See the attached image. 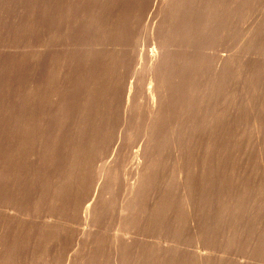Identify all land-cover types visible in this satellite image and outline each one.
Segmentation results:
<instances>
[{"label":"rangeland","instance_id":"obj_1","mask_svg":"<svg viewBox=\"0 0 264 264\" xmlns=\"http://www.w3.org/2000/svg\"><path fill=\"white\" fill-rule=\"evenodd\" d=\"M95 1L96 0L92 1V4ZM148 1L146 0L140 6L139 9L137 8L138 6L136 4L137 7L135 6V9L137 11L135 10L134 14H132L134 9L132 8L133 9L132 10L131 5L129 4L127 5V9H124L123 7V11L121 10L118 12L116 9H114L116 11H111L110 12L111 15L109 14V21L114 17L115 12L117 14L119 13L118 15L120 16L123 12H125L124 10H126L125 13L127 14L128 17L126 15L125 16L128 19L134 15L132 19L130 18L132 24L130 20L127 19L128 20L127 27L129 28L130 26L132 28L131 25H133L132 29H134V34L131 40L130 49L132 51L131 55H136L137 58L135 60L133 59V61H131L128 64L127 69L124 71V73H121L120 75L116 73L114 74L115 78H113L111 87L113 91L116 90L119 91V93L117 95L115 103L109 109V113L107 107L106 109L107 121L104 125L101 126L102 133L101 134L98 133L97 139L92 144V148L90 150L91 152H89L90 153L89 179L87 184L81 190H79L80 192L78 193H75L76 191H78L77 189L78 186H76L77 183H75L74 186L68 187L67 188L68 190H65L66 194L67 193L68 194L67 196L63 197L64 201L66 199L68 200H66V202H64L63 204L60 203L56 204L55 201L52 202L51 199V197L53 196L51 195L52 191L54 190V188L56 189V187L59 186V184H62L60 179L62 180L63 176L64 178H66L65 177L66 175L64 174L68 162L71 161L70 159L75 158L74 154H73L74 157H72V155H67V150H68L67 147L69 141L68 138L75 131V129H73V126L76 122L75 104L72 105V107L70 106L68 110L64 109L63 111L56 114L55 115L56 117L53 116L48 126L49 129L47 128L46 138L52 143L54 142V145H56L55 148H58L57 151L54 148V152L58 156L54 154L55 156L52 157V160L49 159L47 151L45 149V145L43 143L40 144L41 156L39 160L40 168L38 173L39 189H37V191H40V195L39 197L37 195L38 197L37 202L34 205H31V203H29L31 202L32 197L34 196L36 190V186L34 185V183L32 184V182H34V175L32 173L33 171H31L32 168L30 170V168L26 165L27 169L25 168L26 167L25 166L23 168L24 171L22 170V172L20 173L21 175L23 174L22 177L18 172L16 174H19L18 175L19 177L17 175H13L15 177L12 176V178H15V181L11 178L12 181H10L7 184L8 189L6 188V190L8 191L10 188V191H12L13 193L11 194L10 191H8L9 193H7L5 190V192L7 193L6 196L7 203L6 204L4 203V205H2L0 202V205L4 207V208L0 207V218L2 217L1 219H4L5 221H7V219L12 218L11 221L8 220L12 224L10 223L9 225L8 224L9 222L7 221L6 225L7 227L9 226L8 227L9 229L3 226V229L4 228L5 229L4 231H2L3 234L2 238L5 234H7L5 235L6 238L8 237V235L9 237L11 235V237L13 238L11 240L10 237L9 241L11 243L14 242L16 246L17 243L15 240H17V242L19 240L21 241H19L20 244L18 242L17 247L15 245L13 247L12 246L13 244L11 243L8 244L9 243L8 240L5 241L6 238L2 239L1 244L3 243L5 244L2 245V247L4 246L3 249L7 245V247L4 250L2 249V247L0 249V253H2L0 254L1 255L0 258L2 259V255H3L2 260L4 264H7L6 263L7 260L11 262V263L9 262L10 264H115L113 257L115 256L114 254L118 244H120L121 242L125 243V248L123 249V255L121 258V264H196L199 263L200 258L203 257V255L205 257H203V259L201 258V264H224L225 262H229V261H231L230 262L231 264H237L242 259L241 256L247 252L248 254H245L246 258H243L242 261H244V259L246 261L248 257L247 255H249L248 259L251 261L253 258H251V254L249 253H252V257L253 255L255 256L254 257L255 261L258 259L257 260L258 263L253 260L254 261L253 264L254 263L264 264V243L263 241L259 245L258 244L256 245L255 243V241L256 240L258 241V239L260 238V236L257 235L261 234L262 235L261 237H264V226L262 225L264 224V222L260 221L259 223L262 224H259L257 222L259 220L257 221L255 220L256 222L251 221L253 217L258 219L259 217L257 216L260 215L262 217L260 216L261 218L259 219H264L263 218L264 213L261 212L264 209H261L260 206L258 205L261 204V207L264 208V205H262L264 204V202L260 201V200L264 201L263 198L264 187L261 178V172H264V31H263L264 30V0H243V2L245 1L244 5L240 4L242 0L240 1L236 0V2L238 1L239 5L237 6L236 5L237 3L235 4V1L233 3L234 6L236 5L237 7H233V5H229L232 3L231 0H229L231 3L228 0H222L226 2V3L222 2L223 3L221 4L222 7L220 6L221 9L223 8V10L221 11L223 17L220 14L221 9H218L216 7V9L219 11V12L217 11L218 13H216L218 16H215V13H213L212 22L213 23L214 21L217 22L216 24L214 23L215 25L212 22L210 23L205 34L207 36L204 35L201 42L198 44L199 49L197 48L196 49L197 51L195 52L196 56L198 55L197 57H201V59H205L206 64L202 62V64H199L200 66L198 65V67L196 68L197 69L196 74L198 71V75H199L197 78L198 81L195 80L197 77L195 75L192 78L195 82L191 80L190 83H192V81L193 83H195V85L199 83L198 85H200L201 87H199L198 85L195 86L192 83L194 85V88L196 89V91H194V88H192L193 85L191 84L192 86L191 89H193V91H190L189 98H186L187 101L189 100L187 102L188 105L185 104V109H187L186 113L185 110H182L172 118L171 121L172 129L170 128V131L168 129L167 124L162 125L165 128L161 126L160 129L162 130L166 129V130L163 131L164 133L161 132V135L157 136V138L159 136L161 137V139L158 138L157 140L158 142L157 146L160 148V149L158 147L156 148L157 149L156 156L158 157H156L157 159L155 160L156 161L155 164L157 167L153 166L154 169H151L152 171L151 178L152 177L153 178L149 183L145 196L138 203L139 205L137 206V211H136L137 212L136 223L124 229L125 231L119 228V226L121 227L122 225L119 224L118 221V217H119L118 206L122 202L121 200L123 199L125 200L126 198L127 195L126 185L132 182L135 177L134 170L133 168H131L134 165V163H132L133 159H131L132 161H129L128 156L131 154L132 157L135 149L138 150V148L141 147L142 144L145 143V141H147L150 136L149 133L143 131L146 128L144 125L147 126L146 124L147 117L144 115L147 110L146 106L144 105L145 102L140 100V97L135 102L136 104L140 105V112L139 109H135V110L132 109L130 111L128 110L127 114H124V108H123L124 107L123 104H125L127 100V96H128L127 94L134 95L135 92L133 91L135 90L141 93V91H143V89L145 90L147 87V82L145 81L148 79L146 78V80L143 81L145 85H142L141 84L142 80L140 81L141 77L139 76L143 75L142 72L144 70V67L146 66V60L144 61L143 56L147 54L149 51H151V48L154 45L152 40L150 39L149 33H151L152 31V27L156 25V23L154 24V22L158 23L159 20L158 18H160L159 17L160 13L157 16L159 12V10L157 9L158 8L157 5H159L158 3L161 0H152V1L148 0ZM144 4L146 6H144ZM225 4L228 5L230 9L227 10V8L229 7H227ZM240 5L242 6L240 7ZM152 7L155 9H152ZM225 8L227 11L226 10L224 11ZM237 8L241 10V12L239 11L237 12ZM151 9L152 11H150ZM231 9L232 12L234 11L239 14L237 15L234 12L231 13L230 12ZM233 9H235L236 11ZM130 10L132 11V13ZM214 11L216 12L215 9ZM228 11L230 12L229 14L227 13ZM231 14L232 16L234 14L233 17L235 18H231L232 17ZM214 16L216 18L220 17V19L218 18L219 20L218 19L216 20ZM222 18L224 20H227L225 21L227 26L228 24L229 26L231 25L230 27H228L227 30H225V28L222 29L225 26L224 20ZM226 18L230 19V23L229 20ZM232 19L234 20V22H232L233 21ZM220 20L224 23L222 24L224 26H221L222 22H219ZM217 23H218L217 26L218 28L217 27L214 28V26H216ZM31 24H32L31 0H0V96L2 89L5 88L4 90L8 91L7 96L9 97L10 91H12V89L14 88L15 96L13 98V102L17 101L15 105L18 104V108L14 112V115L12 117V121H13L11 123L12 125L10 124L11 126L9 127V130H11L9 131V136H7L0 144V148L2 147L0 150V161H1L0 167L2 171L10 169V166L12 164H9V161L13 163L14 162L13 159H15L14 157H16L15 156L16 152L17 151L20 152L21 151L20 148L22 149L21 143L23 141L21 142V137L23 136L22 138H24L23 132L20 133V138L16 141V143H14L15 146L13 144L8 146L10 136L13 130L12 128H14L18 120L17 119L19 117L18 115L26 109V99L22 98L20 95H22L23 92L27 91L30 85H32L33 90L31 94V98L29 99L30 101V107L28 111L29 114L28 117L26 118L24 128L29 123L32 122L35 124V130H36L35 132L37 133L41 126L43 117L46 111L49 109L48 107H50L51 104L50 102H52L53 99V97L51 96H53L55 90V86L50 85L49 87L50 90L48 88L50 93L49 91H46V94L49 96V97L47 96L48 98L45 99L48 106L46 105L45 101H44L45 105L43 104L44 107L42 105L38 106V102L36 104V101L38 100L37 84L39 83L40 85V82L44 80L46 76V72L44 66L40 63V59H39L40 55L38 54L35 57L32 56L34 43H33V33H32ZM148 24L149 26L147 27L149 30L148 29L145 30L146 25ZM219 24L221 27H219ZM219 28H221L222 30ZM213 29H217V30L219 29L218 31L219 33L217 32V30H213ZM220 30L222 31L223 34H225L224 36L222 35L220 37V35L222 34V33L220 34ZM223 30H225V33ZM257 30L258 32H256ZM213 31H216L217 33L215 32L216 34H214ZM218 34H220L219 35L220 38L218 36H214ZM257 34L259 35V37ZM252 36L253 37L256 36V37L253 38ZM248 40L250 42H248ZM204 41H206L207 43H205ZM201 43L205 45L202 46ZM124 46L125 45L123 46L117 45L118 49H121L119 50L121 53H123L122 51L124 50ZM200 47L202 49L204 48L203 51ZM202 55L205 56L203 57ZM221 57L222 59L227 58L225 60L226 61L225 64L228 65L227 62H230V65L232 66L231 67L230 65L229 66L225 65L226 68L230 67V69L228 70L225 68L224 71L227 70L226 72H224L225 76L223 75V73L222 74L218 73L216 71V68L214 69V66L216 67ZM136 60H138L139 62V63L137 62L138 64L135 62ZM234 62L235 65H232L234 64ZM241 62L245 64L244 67L245 66L247 67L249 65L247 68L250 69L251 67L252 71L251 69L247 71L244 67L242 68ZM87 63L86 66L88 65ZM134 64L136 65L134 66ZM141 64H143L144 67ZM33 65H35V67ZM139 65H141L140 68H138L140 70L139 72L140 74H136L135 78L134 77L132 78L133 76L132 74L135 70V67H139ZM205 66L207 67V69L204 68ZM201 67L203 69H199ZM86 69L87 68L85 67V70ZM243 69H245L244 73L247 74L248 72L249 75L248 78L246 77V74H244L243 72H242L243 77L242 74H240L241 73L240 70L243 71ZM17 70H18V74L17 77L15 78V73ZM68 70L69 69H67V72H69ZM94 71L95 73L93 75H97L96 73L97 69ZM200 71L202 74L200 73ZM203 71L206 72L204 73L206 75L203 74ZM214 71H215V75H214ZM41 73H43L44 75ZM251 74L253 75V77L251 76ZM207 75L208 76L212 75L214 80H212L211 78L212 76L208 77ZM39 78H42V80ZM66 78H67V74L66 76L63 77L64 79L63 83L65 82ZM199 78H201V80ZM215 78L218 79L219 81H216ZM208 79L209 81L207 82L208 83L207 84L206 81ZM125 80L127 81V83ZM131 80L135 81L134 83L135 85H133V83H130ZM210 82L211 84L213 83L212 85H210L213 87L214 90L213 92L210 91V86L209 87L207 86L210 84ZM214 82H216L215 86H214L215 84ZM217 82H220V84H217ZM137 84L140 85L139 86L140 90L137 89ZM128 86L129 87L131 86L132 88H128ZM131 89H133L132 90L133 93L130 91ZM207 89L211 93H209L208 91H204ZM129 91L130 93H128ZM199 92H201V94ZM203 92H205V94ZM191 93L192 94L194 93L195 94L194 96L196 98L193 95H191ZM200 95H203L204 97L208 95L206 97L207 98L209 97L210 99L207 100V98L206 97L204 98L203 96L201 98ZM204 100L206 102H204ZM33 101H35L34 102L35 104L33 103ZM194 101L196 102L198 101L201 104H199L198 102L195 103ZM31 102L33 103V106ZM189 102L192 104V106L190 105ZM34 106H36V109L38 108V110H36ZM188 106L189 108L194 107L193 111L192 109H189ZM32 107H34L35 110H32ZM11 108H14L12 102L9 105V108H7L8 113L10 112L9 109ZM72 108L74 109L73 111ZM220 108L222 110L221 113L219 112ZM40 109L41 111H39ZM102 110L104 112V107L102 108ZM31 112H33V114H31ZM70 113H72L73 115ZM100 116H104V115L98 114L99 118ZM193 116L195 117V119ZM215 116L216 118L218 117L220 119L219 120L217 118L218 122L216 121ZM142 117H144L143 119H145V121L142 119ZM187 118L190 121L192 120L191 123L193 124H191L190 121H188L189 124L186 125L188 120ZM56 119L59 120L57 121V123H56ZM27 120L30 121L28 122ZM37 121H39V123ZM143 121H144V125H143ZM214 121L218 124V125L216 124L217 126L215 125ZM36 122L39 125V128H37L38 125L36 124ZM99 123L101 124L104 123L103 118H100ZM54 126L56 128H54ZM60 126H62L61 128L62 130L60 129ZM218 127H220V130H217L219 129ZM51 128L55 132H53ZM69 128L72 130L70 131ZM57 130H61L60 133ZM184 131L187 132L185 133ZM65 132L66 133L68 132L67 135ZM144 132H146L147 135ZM165 132L169 133L170 135ZM62 133L64 136L62 135ZM143 135H145V137ZM173 135L174 137H171ZM62 138L65 140H63ZM145 138L147 140H144ZM57 141H60L62 143ZM63 141L65 142V144L63 143ZM18 145L20 148L17 147ZM11 146L12 148H10ZM5 149L6 151L10 149L8 154H6L7 152L5 153V151H3ZM178 154L181 156L183 154L181 163H183L184 166L186 165L185 167L189 171V176H190L189 185H191L190 187H192V189H190L189 191V195L191 193L190 198L191 197L192 198L190 199V201L191 200L192 201L190 202L191 206L189 205L188 207L191 208H186L187 203H185L186 201L184 200L186 190L183 187L180 181L181 179H179V176L177 174L178 173L177 171H179L178 168L180 167V160ZM11 155L13 159L11 158ZM62 155L63 157H60ZM64 157L67 158L64 159ZM9 158H11V160ZM136 159L137 157L135 158V161ZM158 159L161 160L160 161L161 163L157 161ZM157 162H159V164ZM110 163L117 164L119 166V176L117 178L118 180L116 179L114 185L111 187L110 185H108L107 182H106L107 184L106 183L99 184L100 186L103 185V187H100L99 185H97L98 187L95 186L94 177H95L96 169L100 166L102 167ZM127 163H129L130 166ZM41 164H42V168H41ZM123 164L125 167L122 166ZM121 167H123L122 170ZM28 170H30L31 173H29ZM131 170H132V174H131ZM126 171L128 173H126ZM59 172H61L60 175H57V173L59 174ZM5 173L8 172L7 171L2 172L0 173V175ZM26 176H28L29 178ZM16 177H17V182H16ZM47 178L48 180H46ZM19 181H21L20 184H18ZM47 181L49 182V184ZM40 182L42 183V185L40 184ZM27 183L31 184L35 190L29 189L28 186H30V188L32 187ZM105 184L107 186H105ZM10 185L12 188H13L12 185H14L13 188L14 190H12V188L9 187ZM50 185L51 187H48ZM23 186L24 188H22ZM42 186L44 187L45 191ZM22 190L24 193L22 192ZM261 191L263 192L260 193ZM19 193L20 195H18ZM37 194L39 193L37 192ZM105 195L107 196L108 200L106 199ZM22 197L23 200L20 201L19 199ZM25 199L26 200L28 199L27 200L28 202ZM87 199L88 200L93 199V201L92 200L91 201L94 203L96 202L95 205L98 208L105 207L104 213L100 214V216L102 215L101 217L98 216L96 217V219L91 218L92 221L90 218L89 221L83 219V212H81L82 211L81 207L78 208V206L80 205L83 206L84 203H86ZM234 201L235 202L237 201L238 205L234 204L235 203ZM242 203L244 206H242ZM252 203L257 204V207H255L254 209L252 208L255 205L253 207H249L250 204H251L250 206L253 205ZM64 204L65 206H63ZM5 205L8 206V209H5L7 208V206ZM239 207H241V209ZM236 208L240 209L241 212H239L240 210ZM244 208L246 210L248 209V211L250 208L249 212H245L247 213L246 215L243 214L244 213L243 211H245ZM256 208H259L261 211L257 210ZM1 209L2 210L4 209L5 211L4 210L1 211ZM29 211H31L30 214L31 216L28 217L29 220L28 221L26 217ZM2 215L5 217H3ZM236 215L238 216V218L239 217L241 218L244 217V218L243 219L240 218L239 220ZM17 217H19V219ZM49 218H50L51 227L46 228L44 224L45 222L49 221ZM243 220L246 222H244ZM248 220L249 222H247ZM5 221H4V225L6 223ZM13 221L15 222L17 221L16 223H18V225L20 223L22 227L21 225L18 226ZM21 221L23 222L25 221L26 223L33 224V228L35 231H37L38 237L40 236L39 238H37L36 235L37 238V239L35 238L36 241L34 242L31 241L30 243L29 227L27 228V234H26L28 236L27 238V236L24 233L25 231L23 230V223ZM226 222L228 224H226ZM232 222H234L232 224L233 227L232 226L230 227V224ZM243 222L246 224H243ZM241 223L242 226L244 227L242 230H239L242 227ZM248 223H250L251 225ZM234 224H235V228H234ZM11 225L14 226V228ZM236 225L238 227H236ZM247 229L250 230L247 232L250 233L252 232L251 234L249 233L250 235L247 234L246 232ZM1 230H2V226L0 227V232ZM9 230H11L10 233ZM17 231L18 234L16 233L14 236L13 232H17ZM232 231L235 235H233ZM239 231L242 232L240 233ZM243 231H245L246 234ZM226 232L227 234L229 233L230 235L227 236ZM252 234L253 237L257 236L259 238L251 237ZM115 236L117 237L116 241H115ZM229 236H232L233 239ZM249 236L251 237V240L248 241L250 242L252 240L255 241H252V243L249 242L250 244L247 243L248 241L247 242L242 241L243 238L245 239V237L249 239L250 238ZM9 237L7 239H9ZM226 237H228L231 240H229L228 238L226 239ZM24 240L26 241L24 242ZM261 240H264V238L259 239V241ZM22 241L24 242L23 243L24 245L21 243ZM113 241L115 242L116 245L114 244ZM260 245L261 247L258 248ZM198 250L200 252H205V254L200 253L201 254L200 257L198 254L199 252L197 253ZM7 254L8 255L10 254L12 258L10 256H7ZM197 254L198 256H196ZM226 255H231V256H226ZM236 255H238L237 257L239 258V261L236 258ZM197 257H200L198 259L199 261L197 260ZM230 257L233 259H231ZM233 260H236L238 262H235ZM249 260L247 262H249ZM3 262L0 264H3Z\"/></svg>","mask_w":264,"mask_h":264},{"label":"bare ground","instance_id":"obj_2","mask_svg":"<svg viewBox=\"0 0 264 264\" xmlns=\"http://www.w3.org/2000/svg\"><path fill=\"white\" fill-rule=\"evenodd\" d=\"M92 1H94V0H31V22H32L31 25H32V33H33V43H34L32 56L35 57L38 54L40 55L39 56L40 57L39 58L40 59V63L44 66L45 72H46V76H45L44 80L40 82V85H39V83L37 84V86H38L37 87L38 88V94H37L38 98L37 99L38 100L37 101L35 100L36 104L38 102V106L42 105L44 107V105H45L44 101H45L46 98L49 97L46 94V91L50 90V88H49L50 85L55 86V90H54L53 96H51V97H53V99H52V102H50L51 103L50 107H48L49 109L47 111L45 110L46 113H45V115L43 117V120L41 122L40 128H39V125L37 124V122L39 123V121L36 122V124L38 125L37 128H39L37 133L35 132L36 131L35 130V124L32 123V122L28 124V122L30 120L29 121L27 120L28 121L27 122L28 125L24 128V125H25V122H26V118L28 117V114H29L28 113L29 107H30L29 99L31 98V94H32V90H33L32 85H30V87L28 88L27 91L23 92L22 95H20L22 98L26 99V109L24 111H22L18 115L19 116L17 118L18 120H17L14 128H12L13 130H12V133H11V136H10V140H9L8 146H10L12 144L14 145V143H16V141L20 138V133H22V132L24 133V138H22L23 136L21 137V142L23 141L21 143L22 144V146H21L22 149L19 147V145L17 146V147L20 148L21 151L19 150L20 152H18L16 150L17 152H16V155H15L16 157H14L15 159H13L12 155H11V158L14 160V162L11 163L9 161V164H12L10 166V169H7V170L4 169L5 171H2V169L0 167V173L6 172V171L8 172V173L0 175V202H1L2 205H4V203L5 204L7 203L6 196H7V193H9L8 191H10V188H9L8 191L6 190V188L8 186L7 184L10 181H12V179L15 181V178H12V176L13 175H17L18 176L22 172L23 168L26 165L30 168V170L32 168L31 171H33L32 173L34 175V182H32V181L31 182H32V184L34 183V185L36 186V190H35L32 187L31 184L27 183L28 185H31V187H32V188H30V186L27 185L29 187V189H32V190L34 189L35 190V194L32 197L31 202H29V203H31V205H34L37 202L38 197L40 195V191H37V189H39L38 188L39 187L38 173H39V168H40L39 167V160H40V156H41L40 155V144L43 143L45 145V149L47 151L49 159L52 160V157L57 155L54 152V148H55L56 145H54V142L52 143L51 141H49L46 138L47 128L49 129L48 126H49V123L51 122V119H52L53 116H55L59 112L63 111L64 109L68 110V108H70V106L72 107V105H74V104H75V108H76V122H75V124L73 126V129H75V131L71 134L70 137L68 136L69 137L68 138L69 141H68V147H67L68 148L67 155H72V157H74L73 156V154H74L75 158L74 159H70L71 161L68 162V165H67V168H66V171H65V174H64V175H66L65 176L66 178H64V176H63L64 179L62 177H61L62 180L60 179L62 184H59V186H57L56 189L53 187L54 190L52 191V194H51V195H53L51 197L52 202L55 201L56 204H59V203L63 204L64 202H66V200H68V199H66L64 201V199H63V197L67 196V194H68V193L66 194V191H65V190H68L67 189L68 187L74 186V184L77 183L76 186H78V188L77 187L76 188L78 189V191H76L75 193H78V192H80L79 190H81L88 182V179H89V155H90L89 152H91L90 150L92 148V144L97 139L98 133H100V134L102 133L101 126L104 125L106 123V121H107L106 120L107 119V112H106L107 107H108V113H109V109L115 103L117 95L119 93V91H116V90L113 91L112 87H111V83L113 82V78H115L114 74L116 73V74L120 75L121 73H124V71L127 69L128 64L131 61H133V59L135 60L137 58L136 55H131L132 51L130 49L131 40H132L133 34H134V29H132L133 25H131L132 28L130 26H129V28L127 27L128 26V24H127L128 20H130V18L132 19V17L134 15L132 17L129 16L130 18L128 19L127 18L128 16L125 13L126 10H124L125 12H123L122 14L120 13L121 14L120 16L118 15L119 13L117 14L115 12L114 13V17L112 19H110V21H109V14H110L111 11H116V10H117V12L121 11V10L123 11V7H124V9H127V5L128 4L131 5V9L132 8L134 9V10L132 9L133 13L130 10L131 13L134 14V12L136 10L135 9L136 4L138 6V7L137 6L136 7L139 9L140 6L146 0H96L93 4H92ZM150 1H152V0H150ZM231 1H232V3L235 1V4L237 3L236 5L237 6L239 5L238 1L237 2H236V0H231ZM222 2H225V1H222V0H161L158 3L159 5L156 4L157 7H158L157 9L159 10V12L157 11L158 12L157 16L160 13V15H159L160 18H158L159 19L158 23L154 22V24L156 23V25H154L152 27V31H151V33H149L150 34V39L152 40L154 45L151 48V51H149L147 54H145L143 56L144 61L146 60V66L144 67L143 64H141L144 67V70L141 69V70H143V72H142L143 75L139 76V77H141L140 81L142 80V83H141L142 85H145V83L143 81H145L146 78L148 79V80L145 81V82H147V87H146L145 90L143 89V91H141V93H139L138 91H136L134 89L135 91H133V92H135L136 95H135V93H134V95L127 94L128 95L127 96V100H126L125 104H123L124 107L122 105V107L124 108V114H127L128 110L130 111L132 109L133 110L139 109V112H140V105L135 103L138 100L139 97H140V100L145 102L144 105L146 106L147 110H146V113L144 115L147 117L146 118L147 126L144 125L145 119H143L144 117H142V119L144 120L143 121V125L146 127L145 130H143V131H146L147 133L150 134L149 138L147 136L148 140L145 138L144 140H147V141H145V143H143L141 147H139V148L137 147L138 150L135 149L134 154H133L132 157H131V154L129 156L127 154L128 158H129V161H132L131 159H133L132 163H134V165L131 168H133V170H134L135 177H134V180L132 182H130L129 184L126 185L127 186L126 198H125V200L124 199L121 200L122 202L118 206L119 207L118 208V211H119L118 221H119V224L122 225L121 227H124V228H121L119 226V228L122 229V230H124L127 227H130L131 225L136 223V213H137L136 211H137V206L139 205L138 203L145 196L147 188L149 186V183H150V181L153 178V177L151 178V174H152L151 173L152 172L151 169H154L153 166H156V164H155L156 161L155 160L157 159L156 157H158V156H156V153H157V149L156 148L158 147L157 146V143H158L157 140H158V138L161 139L160 136L158 138H157V136L161 135V132L166 130V129L165 130L160 129L161 126L163 124H167L168 125V129L170 131V128L172 129V126H171L172 118L178 112H181L182 110H185V113H186L187 109H185V104H187V102L189 101V100L187 101L186 98H189L190 91H193V89H191V87H192L191 84L194 81L192 78L196 75L197 77H196L195 80H197L199 75H198V71H197V74H196V70H197L196 68L198 67L199 64H202V62L205 63V59H201V57H197L198 55L196 56L195 52L197 51L196 50L197 48L199 49L198 44L201 42L202 38L206 34L207 28L209 27L210 23L213 20V13H215V16H218L216 13H218L219 11L216 9V7L218 9H221V7H222L221 4H223ZM229 2H228V4H229ZM242 2H243V0L240 2V4L244 5L245 1L243 3ZM232 3L229 4V5H233V7H237L236 5L234 6V3L233 4ZM148 5H149V3H148ZM144 6H146V5L144 4ZM226 6L229 7L228 5H226ZM241 6L242 5H240V7ZM150 8H151V6H150ZM155 8L152 7V9H155ZM238 8H237V12L238 11L241 12V10H239L240 8L239 9ZM114 9H116V10H114ZM152 9L150 11H152ZM214 9L216 10V12L214 11ZM228 9H230V7L227 8V10ZM235 9H233V10H235ZM222 10H223V8L220 10L221 16H222V12H221ZM225 10H226V8L224 9V11ZM229 11L227 12L228 14L230 12L231 13L234 12V11L232 12V9H231L230 12ZM139 12H140V10H139ZM223 13H225V12H223ZM234 13H236V12H234ZM220 14H219V16H220ZM236 14L238 15L239 13H236ZM139 15H136V16H139ZM231 16H232V14H231ZM233 16H234V14H233ZM233 16L231 18H235ZM218 18L220 19V17H218ZM218 18H216V20ZM226 19H228V18H226ZM221 20L219 22H222L224 19L222 21ZM228 20H229V23H230V19H228ZM225 21H227V20H224V23H225ZM130 22H131V20H130ZM216 22L217 21H214L215 24H216ZM232 22H234V20ZM224 23L223 22L221 23V26L225 25L222 29L225 28V30H227L228 27H230L231 25L229 26V24H228V26H227L226 23L225 24ZM131 24H132V22H131ZM222 24H224V25H222ZM129 25H130V23H129ZM150 25H151V23H150ZM147 26H149V24L146 25L145 30L148 29ZM217 26H218V23H217L216 26H214V28H216ZM221 26L219 24V27H221ZM135 28H136V26H135ZM210 29H212V28H210ZM219 29H221V28H219ZM219 29L218 30L217 29H213V30H217V32H218ZM150 30H151V28H150ZM221 30H220V34L222 33ZM225 30H223L224 33H225ZM142 31H144V30H142ZM145 32H147V31H145ZM213 32H214V34L217 33L216 31H213ZM213 32H211V33H213ZM256 32H258V30ZM254 33H255V31H254ZM220 34L214 35V36H218L219 37ZM222 35L224 36L225 34L222 33L220 35V37ZM205 36H207V35H205ZM218 37H217V39H218ZM255 37L256 36H254L253 38H255ZM258 37H259V35H258ZM204 42L207 43L206 41H204ZM248 42H250V41L248 40ZM201 44H202V46L205 45L203 43H201ZM117 45H122V46L125 45L126 46V48L124 46V50L122 51L123 53H121L119 51L121 49H118ZM203 49H202V51H203ZM202 51H200V52H202ZM198 54H199V52H198ZM222 57H225V56H222ZM222 57L220 58V60L217 63L216 67L214 66V69L216 68V71L218 73H220V74L223 73V75H224V72H226L228 69H230V67L226 68V66L230 65V62H227L228 65H226L225 64V62H226L225 60L227 58L222 59ZM138 59H140V58H138ZM128 60H130V61H128ZM37 61H38V59H37ZM135 62L137 63L138 60H136ZM86 63L88 64L87 66H86ZM141 63H142V61H141ZM243 63H242V68L245 65ZM205 64H203V65H205ZM31 65H32V63H31ZM135 65L136 64H134V66ZM141 65H139V67H135V70H134V72L132 74L133 75L132 78L133 77L135 78L136 74H140L139 73L140 70L138 68H140ZM232 65H235V62ZM33 66L35 67V65H33ZM85 67L87 68L86 70H85ZM247 67L246 66L244 67L247 71L251 69V67H250V69H248ZM204 68L207 69L206 66ZM225 68L227 69L226 71H224ZM67 69H69L68 70L69 72H67ZM96 69H97V71H96L97 75H93L95 73L94 70H96ZM133 69H134V67H133ZM199 69H203V68L201 67ZM245 69H243V71L240 70V72H241L240 74H242V77H243V73H244ZM21 71H22V69H21ZM205 71H203V74L206 73ZM251 71H252V69H251ZM33 72H34V70H33ZM200 73H201V71H200ZM238 73H239V71H238ZM249 73H250V71H249ZM17 74H18V70L15 73V78L17 77ZM41 74H43V73H41ZM66 74H67V78H66L65 82L63 83V80H64L63 77L66 76ZM244 74H246V73H244ZM204 75H206V74H204ZM214 75H215V71H214ZM247 75H248V72L246 74V77L248 78L249 75L248 76ZM27 76H29V75H27ZM211 76L209 75L208 77H211ZM216 76H217V74H216ZM224 76H223V78H224ZM251 76L253 77L252 74H251ZM42 78H39V79L42 80ZM211 78H212V80H214L213 76ZM199 79L201 80V78H199ZM191 80H193L192 83H190ZM31 81H32V79H31ZM208 81H209V79L206 81V83ZM216 81H219V80L216 79ZM126 83H127V81H126ZM130 83H133V85H135L134 84L135 81L131 80ZM214 83H215L214 84V86H215L216 82H214ZM193 84L195 85V83H193ZM198 84H196V85H198ZM212 84L210 82V84L207 85V86L209 87ZM217 84H220V82H217ZM189 85H190V88H189ZM194 85H193L192 88H194ZM139 86L140 85L137 84V89H139ZM198 86L201 87L200 85H198ZM48 88H49V90H48ZM128 88H132V87L128 86ZM211 88H212V90H211ZM4 89H2L1 96H0V144L2 143V141L7 136H9V131H11V130H9V127L12 125L11 123L13 122L12 121V117L14 115V112L18 108V104L15 105L17 103V101L13 102V98L15 96L14 95V88L12 89V91H10L9 97L7 96L8 91H6ZM15 90H17V89H15ZM132 90L133 89H131L130 91L132 92ZM130 91L128 93H130ZM194 91H196L195 88H194ZM204 91H208V89L204 90ZM210 91H212V92L214 91L212 86H210ZM210 91H208V92L211 93ZM49 93H50V91H49ZM194 93L193 94L191 93V95L194 96L195 95ZM199 93L201 94V92H199ZM203 93L205 94V92H203ZM208 95H206V96H208ZM200 96L202 98L203 95H200ZM190 99H191V97H190ZM208 99H210V98L208 97L207 100ZM49 100H50V98H49ZM198 100H200V99H198ZM35 101H33V103ZM11 102H12L14 108L9 109L10 112L8 113L7 112V108H9V105L11 104ZM194 102L197 103L198 101L197 102L194 101ZM204 102H206V101L204 100ZM33 103H32V106H33ZM45 103L47 105L46 101H45ZM139 104H141V103H139ZM199 104H201V103H199ZM202 104H203V102H202ZM23 105H25V104H23ZM190 105L192 106L191 103H190ZM36 106H34L35 109H36ZM189 106H188V108H189ZM34 107H32V110H35ZM103 107H104V112L102 110ZM38 108L36 110H38ZM41 109H43V108H41ZM41 109L39 111H41ZM189 109H192V111H193L194 107L189 108ZM73 110L74 109L72 108V111ZM198 110H199V108H198ZM219 110H220L219 112L221 113V111H222L221 108ZM192 111H191V113H192ZM33 112H31V114H33ZM67 114H68V112H67ZM70 114H72V113H70ZM98 114L99 115L100 114L104 115V116H100V118H103L104 123H102V124L99 123L100 118L98 117ZM191 115H193V114H191ZM67 117H68V115H67ZM139 118H140V116H139ZM215 118H216V116H215ZM217 118H216V121L219 119V118L218 119ZM220 118H222V117H220ZM194 119H195V117H194ZM212 119H213V117H212ZM13 120H14V118H13ZM138 120H140V119H138ZM54 121H55V118H54ZM57 121H59V120L56 119V123H57ZM188 121H190V120L189 119L187 120V124L186 125L189 124ZM191 121H190V123H191ZM58 124H56V125H58ZM78 124H79V126H78ZM191 124H193V123H191ZM216 124L217 123L215 122V125ZM13 125H14V123H13ZM53 125H51V126H53ZM162 127H164V126H162ZM220 127H218L219 129H217V130H220ZM54 128H56V127L54 126ZM61 128H62V126H60V129ZM88 128H89V130H88ZM187 129H189V128H187ZM61 130H57V131H59V133H60ZM71 130L72 129H70V131ZM82 130H83V133H82ZM52 131L55 132L53 129H52ZM63 131H65V130H63ZM146 132H144V133L147 135ZM67 133H66V135H67ZM165 133H167V132H165ZM167 134H169V133H167ZM62 135H63V133H62ZM143 136L145 137V135H143ZM171 137H174V135L171 136ZM63 140H65V139H63ZM57 142H60V141H57ZM66 142H67V140H66ZM142 142H144V141H142ZM60 143H62V142H60ZM63 143L65 144L64 141H63ZM1 148H0V150H1ZM10 148H12V146ZM55 149L57 151L58 148H55ZM9 150L6 151V149H5L3 151H5V153L7 152L6 154H8ZM64 150H66V149H64ZM2 152H1V155H2ZM58 153H59V150H58ZM132 153H133V151H132ZM159 153H160V151H159ZM182 156H183V154H182ZM182 156L179 155L180 167L178 168L179 171H177L178 172L177 174L179 176V179H181L180 181H181L183 187L186 190L185 191L186 192L185 193V198H184V200L186 201L185 203H187V205H186L187 207L186 208H191V207H188V206L191 204L190 202L192 201V200L190 201V199L192 198V197L190 198L191 193L189 195V191H190V189H192V187H190L191 185H189V183H190V181H189V177H190L189 176V171L185 167L186 165L184 166V164L181 163V160L183 158ZM60 157H63V155L60 156ZM136 157H137V159L135 161ZM11 158H9V159L11 160ZM65 158H67V157H64V159ZM57 160H59V159H57ZM176 160H177V158H176ZM157 161L160 162L161 160L158 159ZM125 162H126V160H125ZM159 162H157V163L159 164ZM127 164L130 166L129 163H127ZM127 164H125V165H127ZM27 166L25 167L26 169H27ZM122 166H124V164ZM41 168H42V164H41ZM127 168H129V167H127ZM62 169H63V167H62ZM122 169H123V167H121V170ZM30 170H28L29 173H31ZM43 170H44V168H43ZM18 172H19V174H16ZM42 172H44V171H42ZM60 173L61 172H59V174L57 173V175H60ZM126 173H128V172L126 171ZM131 174H132V170H131ZM22 175L20 174L21 177H22ZM190 175H192V174H190ZM118 176H119V166L117 164H111L110 163V164H106V165H104L102 167L100 166V167H98L96 169V173H95V177H94V182H95L94 185L97 186V185H99L101 183L103 184V183L107 182L108 185H110V187H111V186L114 185V183H115L116 179L118 178ZM13 177H15V176H13ZM26 177H28V176H26ZM261 178H262V184H263V187H264V172H261ZM22 179H24V178H22ZM46 180H48V178ZM16 182H17V177H16ZM20 182L21 181H19L18 184H20ZM40 184L42 185L41 182H40ZM48 184H49V182H48ZM106 184H105V186H107ZM21 185H20V188H21ZM12 186L14 188V185H12ZM9 187H11V185ZM48 187H51V185L48 186ZM100 187H103V185H101ZM115 187H116V184H115ZM13 188H12V190H14ZM18 188H19V186H18ZM20 188H19V190H20ZM22 188H24V186ZM108 188H109V186H108ZM43 189H44V187H43ZM49 189H51V188H49ZM49 189H48V192H49ZM5 190H6L7 193L5 192ZM23 190H22V192H23ZM17 191H18V189H17ZM25 191H26V189H25ZM44 191H45V189H44ZM37 192L39 194H37ZM243 192H242V194H243ZM262 192L263 191H261L260 193H262ZM10 193L12 194L13 192L10 191ZM245 194H247V193H245ZM18 195H20V193ZM37 195H38V197H37ZM96 196H97V194H96ZM27 198H29V197H27ZM106 199L108 200L107 196H106ZM19 200L20 201L23 200V197L20 198ZM87 200H86V203H84L83 206L82 205L78 206V208L81 207V210H82L81 212H83V219L89 221V218L90 219L91 218L96 219V217H98V216H100V214L104 213L105 207H99L98 208L95 205L96 202L95 203L92 202L93 199H90L88 201ZM260 201L264 202L262 200H260ZM9 203H10V200H9ZM67 203H68V201H67ZM26 204H28V203H26ZM234 204H237V201ZM44 205H46V204H44ZM250 205H249V207H253L255 205L252 209L257 207V204H253L252 206H250ZM258 205L260 206L261 209H264V208L261 207V204H258ZM262 205H264V204H262ZM5 206H7V205H5ZM63 206H65V204ZM105 206H107V205H105ZM242 206H244L243 203H242ZM0 207H2V206L0 205ZM21 207H23V206H21ZM2 208H4V207H2ZM239 208L241 209V207H239ZM5 209H8V206ZM236 209H238V208H236ZM240 209H238V210H240ZM256 209L260 210L259 208H256ZM3 210L1 209V211H3ZM257 210H256V212H257ZM249 211H250V208H249ZM249 211H248V209L247 210L245 209V211H243L244 213L243 212L242 213L246 215L247 213H245V212H249ZM13 212H14V210H13ZM239 212H241V210ZM261 212L264 213V210L261 211ZM236 213H238V212H236ZM30 214H31V211H29L27 213V217H26L27 220H28V217L31 216ZM243 214H241V215H243ZM245 215H243V216H245ZM260 216H257V217L261 218L262 216L261 217ZM3 217H5V216H3ZM1 218H0V221H2L3 223L0 222V227L2 226V230L0 232V249H1L2 245H5L4 243L1 244L2 243V239L6 238L5 235H7V234H5L3 236V238H2V235H3L2 231H4V229L7 227V225H6L7 221L8 220L11 221V219H12V218H10V219L6 218L7 221H5L4 219H1ZM17 218L19 219V217H17ZM237 218H238V216H237ZM240 218L241 217H239L238 219L240 220ZM243 218L244 217H242L241 219H243ZM259 218L256 219L255 217H253L252 219H254V220L251 219V221L256 222L257 220H259V221H257L258 223L260 221L264 222L263 221L264 219H259ZM249 220L247 222H249ZM4 221L6 222L5 223L6 226L4 225ZM91 221H92V219H91ZM13 222H15V221H13ZM21 222L23 223V230L25 231L24 232L25 235L27 234V228L29 227L30 240L29 239L28 240L30 241V243H31V241L32 242L36 241L35 240L36 235H37V238H39L40 236L38 237L37 231H35L34 228H33V224L26 223L25 221L24 222L21 221ZM237 222H238V220H237ZM244 222H246V221H244ZM244 222H243V224H246ZM10 223L11 222H9L8 224L10 225ZM233 223L234 222H232L230 224V227L231 226L233 227V225H232ZM16 224L18 225V223H16ZM226 224H228V223L226 222ZM248 224H250V223H248ZM248 224H247V226H248ZM259 224H262V223H259ZM19 225H21V224L19 223ZM237 225H236V227H238ZM262 225L264 226V224H262ZM3 226L5 227L4 229H3ZM11 226H10V228H11ZM44 226L46 228L51 227L50 218H49V221L45 222ZM241 226H242V223H241ZM12 227L14 228V226H12ZM21 227H22V225H21ZM243 227L244 226H242L241 229H239V230H242ZM234 228H235V224H234ZM117 229H118V226H117ZM249 229H251V228H249ZM10 231L11 230H9V233H10ZM247 231H250V230L247 229L246 232ZM239 232L241 233L242 231H239ZM243 232L245 233V231H243ZM13 233H14V236H15L16 233L18 234V231L17 232H13ZM232 233H233V231H232ZM249 233L250 232H247V234H249ZM22 235H23V233H22ZM226 235L228 236L230 234L229 233L227 234V232H226ZM233 235H235V234L233 233ZM236 235H238V234H236ZM243 236H246V235H243ZM257 236H260V238L257 237ZM257 236L256 237L259 238V239H263L264 238V237H261L262 236L261 234L257 235ZM8 237H9V235H8ZM10 237H11V235H10ZM10 237H9V239L6 238L5 241H7V240L9 241ZM229 237L232 238V236H229ZM251 237H253V234H252ZM251 237L249 239L247 237H245L246 241H245L244 238H243L242 241L247 242L248 240H251ZM256 237H253V238H256ZM12 238L13 237H11V240H12ZM27 238H28V236H27ZM116 238L117 237L115 236V241L117 240ZM227 238L228 237H226V239ZM15 239H17V238H15ZM259 239H258V241H259ZM229 240H231V239H229ZM15 241H16L17 246H18V242L21 241V240H19L18 242H17V240H15ZM25 241L26 240H24V242ZM252 241H255V240H252ZM252 241L251 242L248 241L247 243H249V242L252 243ZM256 241H255L256 245L257 244L259 245L260 243H262V241L264 243V240L259 241V243H258V241L257 242ZM24 242L22 241L21 243L23 244ZM6 243H8V242H6ZM10 243L11 242L9 241L8 244H10ZM11 244H13L12 245L13 247H14V245L16 246V244L14 242H12ZM19 244H20V242H19ZM114 244H115V242H114ZM253 245H254V243H253ZM261 245H263V244H261ZM261 245L259 247L258 246L257 247L260 248ZM3 247H2V249H3ZM6 247H7V245L5 246V248ZM257 247H255V248H257ZM9 248H10V246H9ZM124 248H125V243L124 242H121L120 244H118V246H117V248L115 250V254H114L115 256L113 257L115 264H121V258H122V255H123V249ZM230 248H231V246H230ZM11 250H12V248H11ZM256 250H259V249H256ZM197 253L199 254V256L202 253L205 254V252H200L199 250L197 251ZM0 254H2V253H0ZM198 254L196 256H198ZM227 254H230V253H227ZM245 254H248V252L245 253ZM245 254L241 256L242 259L240 258L241 259L240 261H239V258L237 257L238 255H236V258L238 259L239 262L236 261V260H233V261L238 262L237 264H253V262L255 261V258H254L255 256L253 255V257H252V253H249V254H251V258H253L251 260L252 262L248 259L249 255H247L248 256L247 259L249 260V262H247L248 261L247 259H246V261H245V259H244V261H242L243 258H246ZM7 256H10L12 258V256L10 254L9 255L7 254ZM226 256H231V255H226ZM0 257H1V255H0ZM200 257H197V260ZM203 257H205V256L203 255ZM203 257H201V258L203 259ZM201 258H200V261L198 260L199 263H196V264H201ZM256 258H258V257H256ZM2 259H3V255H2ZM2 259H1L0 263L3 262ZM231 259H233V258H231ZM257 260L255 262H257ZM122 261H123V259H122ZM198 261H196V262H198ZM9 262L10 261H8V260L6 261L7 264ZM230 262L231 261L225 262V263L231 264ZM3 264H4V262H3Z\"/></svg>","mask_w":264,"mask_h":264}]
</instances>
